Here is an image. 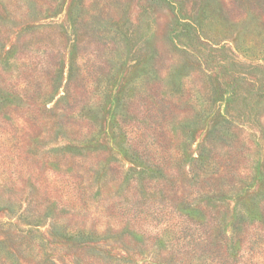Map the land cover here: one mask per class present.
Segmentation results:
<instances>
[{"label":"rangeland","instance_id":"374dc122","mask_svg":"<svg viewBox=\"0 0 264 264\" xmlns=\"http://www.w3.org/2000/svg\"><path fill=\"white\" fill-rule=\"evenodd\" d=\"M209 209L264 227V0H0V264H193Z\"/></svg>","mask_w":264,"mask_h":264},{"label":"trees","instance_id":"16d2710c","mask_svg":"<svg viewBox=\"0 0 264 264\" xmlns=\"http://www.w3.org/2000/svg\"><path fill=\"white\" fill-rule=\"evenodd\" d=\"M158 172L161 171H157V173ZM159 176L162 177L160 178L161 180H165V175H163L162 172L159 173ZM188 204L189 203L184 206L183 210H185L186 213L183 215H180L177 211H175L184 223L191 222L189 220V215L193 212L197 211V213L200 214L198 211L199 207L194 208L192 205ZM209 211L211 222L204 225V229L198 238L200 244L197 242V244L202 246V248L197 247V249H191L190 251L180 250L182 256L186 257L187 260L191 261L193 264L194 262L197 264H248L250 260L253 259L252 255L254 253L263 250L261 247H264V243H262L264 241V227L261 225V220L256 217H245L242 214L238 217L240 220L234 224L232 234L230 236H223L225 240L223 243L216 242L215 247H211V242H209L211 237H209V239L207 237L213 230V224L218 223V219L214 216V211L211 209H209ZM248 212H251V209H248ZM243 235L245 237L237 241V239ZM257 247H259L260 251L259 249H256ZM176 257H179V253L176 254Z\"/></svg>","mask_w":264,"mask_h":264}]
</instances>
